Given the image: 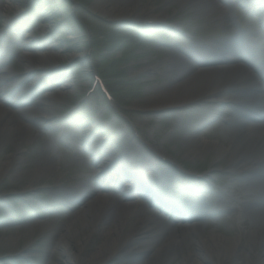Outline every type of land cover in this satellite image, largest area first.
Masks as SVG:
<instances>
[{"label": "rangeland", "instance_id": "obj_1", "mask_svg": "<svg viewBox=\"0 0 264 264\" xmlns=\"http://www.w3.org/2000/svg\"><path fill=\"white\" fill-rule=\"evenodd\" d=\"M3 1L7 7L4 12L5 16L0 17V30H5L6 38L12 41H22L18 46L10 45L16 58L7 64L6 69L13 72L17 83L24 82L30 78L25 66L19 61V57L24 55L22 48L24 43L35 42L45 45L46 48L53 46L58 53L55 62L57 70L54 72L57 75L56 82L60 88L63 86L64 90L57 92L60 97L54 106L55 111L50 114L53 119L50 122L45 120L36 127L34 140L22 152L25 162L21 172L32 173L41 168L35 164L41 150L40 146L50 144L56 154L50 162L57 168V172L50 177L34 180L31 193L28 194L22 191L21 183L30 182L33 179L31 176L24 177L20 184L11 178L0 176V264H67L60 251L52 253L46 230L37 227L35 237L30 242L26 236L24 237L25 230L31 221L30 216L34 215L35 211L41 214L45 221L47 219L50 226L61 227L69 223L73 217L70 211L65 213L59 210L58 214H49L52 208L60 207L68 210L63 205L61 207V203L71 202V199L68 201V199L52 196V188L59 184L69 187L75 182L91 181L97 172L84 155H77L65 145L56 140H50L51 135L46 129L49 126L59 128L58 120H55L57 117L67 116L72 112L80 113L85 120L89 121L88 125L93 128L110 117V120L106 121L107 125L118 123L115 132L108 131L116 142L118 152L115 153V158L122 154L117 144L121 140L119 134L125 131L129 134L134 132L138 136V142L137 140L132 142L135 143V150L143 149L145 153H148V158H151L152 153L157 150L168 152L173 155L172 160L181 164L187 172L191 174L212 173L214 186H219L224 182L222 175L228 170V163H226L228 155L226 156L219 150L218 146L222 145L227 148L230 141L223 142L225 137H222L223 132H221L218 120L215 122V118L210 116L213 113L211 106L203 107L202 104H196L150 113L134 108L137 104L144 105L146 97L150 94L154 95L153 91H149L151 88L161 89L166 83V80L160 76L138 75L135 77V74H138L144 66H149L159 72L169 57L168 49L160 45L175 32L166 28H174L179 32L189 34L199 42L201 38L206 43L211 38L223 39L226 34H232V29L228 24L230 20L224 8L205 12V10L194 9L190 6L182 7L177 2L153 0L151 9L154 14L164 13L166 16L164 20L158 21L159 26L147 27V24H143L144 21L140 25L135 21L126 22L124 20L114 23L106 17H101L92 9L97 2L112 0ZM144 3L146 4L147 1L145 0ZM16 18L18 19L14 22ZM9 19L11 20L8 21ZM214 21L219 23L215 24ZM241 21L244 24H254L244 18H241ZM22 22H27L30 28L21 35L7 29L9 26H22L20 24ZM155 27L158 29H153ZM219 27H226L229 31L221 34ZM151 29L153 32L149 31ZM179 42L182 47L188 48V42L185 40ZM0 46L2 49L0 58L6 61L10 58L8 53L4 54L7 45L1 44ZM95 75H99L104 80L113 98L122 105L128 106L132 111L120 110L114 102L107 101L98 89H94ZM39 76L44 77L45 74L38 72L35 78ZM67 83L69 85H66ZM120 83L124 86H119ZM12 86L13 81H8L1 89L7 94L12 91ZM23 88L28 89L27 85ZM124 90L126 91L123 92ZM123 94H127L125 99L120 97ZM136 94L140 96L137 100L133 101L129 98L130 95ZM207 120L208 123L209 121L212 123L207 125ZM92 127L85 129V132L81 133V138H86ZM60 129H63V126H60ZM228 135L226 134V137ZM228 137V140L231 139L230 136ZM189 142L194 144H188ZM196 143L198 146L195 145ZM201 143H206V146ZM210 143L218 144L216 146L218 148L211 149ZM195 146L198 148L196 149ZM10 155L11 153H7L6 157ZM58 176L60 177L57 178ZM91 183L97 186L95 181ZM204 184L206 185L203 182L202 186ZM101 188L107 190L106 184ZM78 196L82 197V194ZM227 224H223V227L216 229L217 232H215L226 239L239 236L245 239L246 232L240 228L239 222ZM214 228L216 227H207L205 232L209 234ZM19 233L18 244H10L8 241L10 235L19 237ZM99 244V240L94 238L87 250L94 251ZM77 246V249L82 248L81 243H77ZM71 249L75 248L71 247ZM108 264L129 263L116 259ZM172 264L178 263L173 262Z\"/></svg>", "mask_w": 264, "mask_h": 264}, {"label": "bare ground", "instance_id": "obj_2", "mask_svg": "<svg viewBox=\"0 0 264 264\" xmlns=\"http://www.w3.org/2000/svg\"><path fill=\"white\" fill-rule=\"evenodd\" d=\"M144 1L97 2L92 9L110 21L157 22L165 19L164 13L155 15L152 11L153 0H146V4ZM167 2H177L182 7L190 6L205 12L215 11L221 3L220 0ZM224 49L230 57L231 47ZM243 53L237 58H230L231 62L225 68H195L175 53L169 54L159 72L144 66L135 77L160 76L166 83L161 89H152L154 95L150 94L144 105L137 104L134 108L150 113L202 104L204 107L211 106L213 112L219 113L216 104L225 101L233 103L232 110L224 116L226 121L231 117L236 118L229 144L231 151L222 145L218 148V144L214 143L209 146L228 155L226 163L231 174L225 176L228 183L225 190L233 188L236 193L239 185L238 191L246 199L250 196L248 192L256 194L255 191L264 185V71L250 66ZM57 56L53 46H48L43 51L29 48L21 57V62L28 72L34 70L31 64L47 70L55 65ZM10 74L3 71L0 79L9 77ZM59 97L58 94H48L38 105L18 110L5 105L3 101L6 95L0 90V176L11 178L18 184L24 177L31 176L33 179L30 182L21 183L25 194L31 193L35 181L57 172V168L50 162L53 155L48 144L40 146L41 150L35 162L37 167H41L40 170L24 173L21 169L25 162L22 152L35 138L31 122L49 117L55 111L54 106ZM17 98L20 99L21 96L18 95ZM74 127L68 126L70 131L75 130ZM201 144L206 146V143ZM195 145L198 146L197 143ZM181 146L183 147L182 144ZM7 153H11L8 158ZM137 153L141 154L140 151ZM139 156L134 159L138 160ZM157 173L163 179L172 180L170 172ZM208 193L209 199L215 202V212L233 203V200L226 198L217 201L215 192L210 188ZM74 194L76 197L82 194V198L76 203L77 207L69 223L61 227L50 226L47 219L45 221L35 211L30 216L31 221L24 234L30 242L35 237L37 227L46 230L52 253L60 251L67 264H108L116 259L129 264H264V194L259 197L254 195L245 204L246 209L241 212L242 215L254 219V224L251 225L241 222L247 231L245 239L240 236L226 239L216 232L207 234L194 225L174 231L173 224L167 222L165 217H158L157 213L153 214L145 208H136L126 203L122 196L101 192L90 181L75 182L69 187L59 184L51 190V195L70 197ZM39 220L42 222H38ZM19 238L20 233L19 237L10 235L8 241L10 244H18ZM94 238L100 244L94 251H88ZM77 243H81V249H77ZM71 247L75 249L72 250Z\"/></svg>", "mask_w": 264, "mask_h": 264}, {"label": "trees", "instance_id": "obj_3", "mask_svg": "<svg viewBox=\"0 0 264 264\" xmlns=\"http://www.w3.org/2000/svg\"><path fill=\"white\" fill-rule=\"evenodd\" d=\"M135 90V89H134ZM126 90H124L123 92H125ZM121 92V91H120ZM122 93V92H121ZM125 95L123 94L122 97H124ZM139 97V94H136V95H130V98L131 99H136Z\"/></svg>", "mask_w": 264, "mask_h": 264}, {"label": "water", "instance_id": "obj_4", "mask_svg": "<svg viewBox=\"0 0 264 264\" xmlns=\"http://www.w3.org/2000/svg\"><path fill=\"white\" fill-rule=\"evenodd\" d=\"M223 106H225V104H223Z\"/></svg>", "mask_w": 264, "mask_h": 264}]
</instances>
